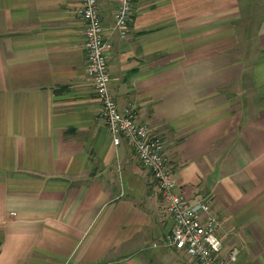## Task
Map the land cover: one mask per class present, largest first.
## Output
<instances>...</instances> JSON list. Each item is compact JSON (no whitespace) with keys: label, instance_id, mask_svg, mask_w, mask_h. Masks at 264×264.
Returning <instances> with one entry per match:
<instances>
[{"label":"crops","instance_id":"obj_1","mask_svg":"<svg viewBox=\"0 0 264 264\" xmlns=\"http://www.w3.org/2000/svg\"><path fill=\"white\" fill-rule=\"evenodd\" d=\"M109 89L207 199L234 264H264V0H97ZM78 0H0V264H196L157 185L99 117Z\"/></svg>","mask_w":264,"mask_h":264},{"label":"built area","instance_id":"obj_2","mask_svg":"<svg viewBox=\"0 0 264 264\" xmlns=\"http://www.w3.org/2000/svg\"><path fill=\"white\" fill-rule=\"evenodd\" d=\"M115 5L111 35L124 39L128 35L133 5L136 0H112ZM77 15L84 23V48L87 74L99 103V117L113 145L125 142L140 165L154 179L173 227L169 245L185 253L196 264H234L239 249L223 256L224 246L218 238L220 223L211 211L210 202L202 199L187 203L173 181V165L166 155L165 143L153 136L141 123L132 107L120 109L112 96L109 84L108 37H106L97 0H78Z\"/></svg>","mask_w":264,"mask_h":264}]
</instances>
